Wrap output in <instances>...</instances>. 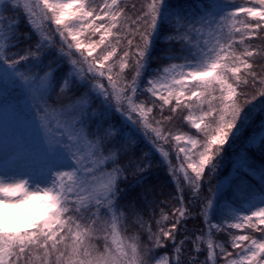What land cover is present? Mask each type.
<instances>
[{"label":"snow or ice","instance_id":"6c2138e0","mask_svg":"<svg viewBox=\"0 0 264 264\" xmlns=\"http://www.w3.org/2000/svg\"><path fill=\"white\" fill-rule=\"evenodd\" d=\"M0 112V264H264V0H0Z\"/></svg>","mask_w":264,"mask_h":264},{"label":"trees","instance_id":"16d2710c","mask_svg":"<svg viewBox=\"0 0 264 264\" xmlns=\"http://www.w3.org/2000/svg\"><path fill=\"white\" fill-rule=\"evenodd\" d=\"M257 103H259V101H257ZM260 119H261V116H259V115L256 116V118H255L256 121H259ZM255 127H256V123L254 122L253 125L245 131V133H244V137H247V136H248V133H249V132H252V131L255 129ZM244 137H242L241 140H243ZM239 146H240V144L238 143L237 147L239 148ZM165 150H166V151L168 150L167 147H165ZM226 156H231V151L228 150L227 147H226ZM250 162H256V163H258V161H250ZM229 167H231L230 162H229V164H228V167H226L225 170H224V171H225V174L227 173ZM257 179H258V177H257ZM157 219H159L158 216H157ZM154 230H155V229H154ZM216 238H218V237H214V239H216ZM161 251H162L163 254H165V255L169 254V253H167V252L164 251V250H161ZM201 258L203 259V257H201Z\"/></svg>","mask_w":264,"mask_h":264},{"label":"rangeland","instance_id":"374dc122","mask_svg":"<svg viewBox=\"0 0 264 264\" xmlns=\"http://www.w3.org/2000/svg\"><path fill=\"white\" fill-rule=\"evenodd\" d=\"M3 129H4V117L2 112H0V134L3 133ZM25 210L24 209H5V213L6 215L9 216H19L21 213H23ZM15 226V225H13Z\"/></svg>","mask_w":264,"mask_h":264}]
</instances>
